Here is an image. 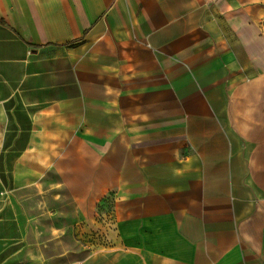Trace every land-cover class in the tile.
Returning <instances> with one entry per match:
<instances>
[{"label": "crops", "instance_id": "obj_1", "mask_svg": "<svg viewBox=\"0 0 264 264\" xmlns=\"http://www.w3.org/2000/svg\"><path fill=\"white\" fill-rule=\"evenodd\" d=\"M261 2L0 0V264H264Z\"/></svg>", "mask_w": 264, "mask_h": 264}, {"label": "rangeland", "instance_id": "obj_2", "mask_svg": "<svg viewBox=\"0 0 264 264\" xmlns=\"http://www.w3.org/2000/svg\"><path fill=\"white\" fill-rule=\"evenodd\" d=\"M260 16L258 15L256 17L257 23L260 24V50L258 51V48H255V51L260 52V59L258 65L261 69V71H264V0H262L260 4ZM55 183H46L42 184L41 186L34 187L35 190H28V191H22L18 193V198L20 195V198L22 199V206L19 208L18 202L13 206L14 201L12 199V194L9 192V194H4V196L0 197V206H5L3 212L0 213V215L6 216V217H15V216H22V229L24 231H37V232H43L45 230V221L47 218H49L51 215L57 214V212H60V208H51V200H59L61 199L60 191L58 190L59 187H55ZM52 185L54 187H52ZM10 195V198L8 197ZM17 198V199H18ZM112 195L108 197V201H111ZM16 202V201H15ZM110 207V203H106L99 207V212L107 211ZM70 212L74 210L67 209ZM75 214V213H74ZM13 230L12 229H6V233L9 234ZM16 231V230H15ZM6 238H9L7 235ZM37 240L36 242H38ZM6 244L11 243V240L7 239Z\"/></svg>", "mask_w": 264, "mask_h": 264}]
</instances>
